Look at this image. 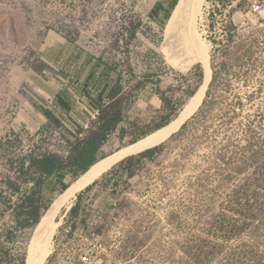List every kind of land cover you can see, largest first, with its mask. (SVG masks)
I'll return each mask as SVG.
<instances>
[{
	"label": "rangeland",
	"instance_id": "374dc122",
	"mask_svg": "<svg viewBox=\"0 0 264 264\" xmlns=\"http://www.w3.org/2000/svg\"><path fill=\"white\" fill-rule=\"evenodd\" d=\"M179 1L0 0V141L15 132L67 156L94 126L89 91L118 79L126 119L103 158L173 122L205 77L201 64L180 71L162 50ZM254 1L204 0L198 31L212 80L201 107L153 156L117 164L77 195L79 212L59 217L46 264H79L86 253L96 264H264V36ZM81 176L52 178L45 204ZM35 230L19 240L25 264Z\"/></svg>",
	"mask_w": 264,
	"mask_h": 264
},
{
	"label": "trees",
	"instance_id": "16d2710c",
	"mask_svg": "<svg viewBox=\"0 0 264 264\" xmlns=\"http://www.w3.org/2000/svg\"><path fill=\"white\" fill-rule=\"evenodd\" d=\"M175 6L177 2L174 9ZM164 9V5L159 3L152 17L157 18ZM171 16L170 12L168 19ZM105 70L106 76L109 67ZM89 97L91 105L97 107L94 126L84 138L72 144L67 156L48 151L40 143H24L15 132L0 141V264L26 263L19 240L27 232L37 229L51 208L50 204L44 202L43 189L52 178L58 177L63 182L69 174L75 177L87 174L91 167L105 159L102 157L103 148L125 122L127 94L121 79L114 84L106 83L97 96L89 91ZM58 100L64 107L71 108V103L62 93L58 95ZM161 127L165 125L163 127L160 124L157 129ZM157 150L155 147L137 156H130L118 168L130 166L136 159L151 157ZM81 198L82 194L78 200ZM78 212L79 204L72 208L71 214Z\"/></svg>",
	"mask_w": 264,
	"mask_h": 264
},
{
	"label": "bare ground",
	"instance_id": "6f19581e",
	"mask_svg": "<svg viewBox=\"0 0 264 264\" xmlns=\"http://www.w3.org/2000/svg\"><path fill=\"white\" fill-rule=\"evenodd\" d=\"M204 0H180L166 27L163 52L168 62L180 71L189 70L194 64H201L205 70L204 82L182 113L164 128L121 149L96 164L87 174L72 185L52 206L43 222L36 229L28 251L27 264H46L52 253L54 236L61 222L59 217L69 210L77 195L95 182L106 171L123 159L158 147L177 133L182 125L201 107L212 80L210 47L199 36L198 19Z\"/></svg>",
	"mask_w": 264,
	"mask_h": 264
},
{
	"label": "built area",
	"instance_id": "2783aa9c",
	"mask_svg": "<svg viewBox=\"0 0 264 264\" xmlns=\"http://www.w3.org/2000/svg\"><path fill=\"white\" fill-rule=\"evenodd\" d=\"M250 12H251V15H253L254 17L260 18V22L262 21V24L259 30H261L264 36V0L263 1L255 0L251 5ZM263 42H264V39H263ZM54 262L55 260L53 261V263ZM71 262L73 264V260H71ZM78 263L79 264H96V262L94 261V258L88 253L80 255Z\"/></svg>",
	"mask_w": 264,
	"mask_h": 264
},
{
	"label": "water",
	"instance_id": "95a60500",
	"mask_svg": "<svg viewBox=\"0 0 264 264\" xmlns=\"http://www.w3.org/2000/svg\"><path fill=\"white\" fill-rule=\"evenodd\" d=\"M188 120H189V119H188ZM188 120H187V121H188ZM187 121H186V122H187ZM186 122H185V123H186ZM185 123H184L182 126H184ZM181 128H182V127H181ZM181 128H180V129H181ZM146 151H147V150H146ZM144 152H145V151H144ZM142 153H143V152H142ZM140 154H141V153H140ZM135 156H136V155H135ZM131 157H132V156H131ZM128 158H129V157H128ZM126 159H127V158H126ZM126 159H123V160H122L121 162H119L118 164L122 163V162H123L124 160H126ZM94 166H95V165H94ZM94 166H93V167H94ZM93 167H91V169H92ZM114 167H115V166H114ZM114 167H112V168H114ZM112 168H111L110 170H112ZM91 169H90V170H91ZM90 170H89V171H90ZM110 170H109V171H110ZM89 171H88V172H89ZM109 171H106V172H105L103 175H101L99 178H100V179L103 178V176L106 175ZM98 180H99V179H97L95 182H93V183H91L90 185H88L87 187H85L81 192H83V191H85L86 189H88L90 186H92L93 184H95ZM81 192H80V193H81ZM73 207H74V204H73V206H72L69 210L66 211V213L69 212V211H71ZM48 212H49V211H48ZM46 214H47V213H46ZM44 217H45V216H44ZM44 217H43V219H44ZM43 219H42L41 223L43 222ZM41 223H40V224H41ZM40 224H39V225H40ZM39 225H38V226H39Z\"/></svg>",
	"mask_w": 264,
	"mask_h": 264
}]
</instances>
